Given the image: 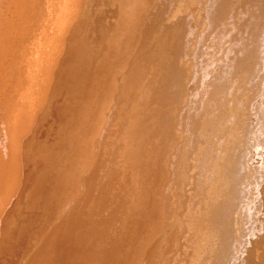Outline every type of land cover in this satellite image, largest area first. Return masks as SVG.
<instances>
[{"label": "bare ground", "instance_id": "1", "mask_svg": "<svg viewBox=\"0 0 264 264\" xmlns=\"http://www.w3.org/2000/svg\"><path fill=\"white\" fill-rule=\"evenodd\" d=\"M24 1L26 6L22 13L19 14L13 11H7L5 14L0 13V96H2L0 101L2 102L4 101L3 98H7L6 100L8 102L9 97L12 100V96L14 97L19 93L16 90L21 87L23 88L21 94H18L19 97L16 99L17 103L7 115L6 108L5 111H2V107L0 106V110L3 112L1 114L3 117L4 114L6 116L3 120V117L0 116V213L2 214H0V240L3 239L5 234L7 235L11 225L10 222L12 221L11 218L14 219L12 216L9 220V215L7 216V220L3 209L9 207L10 210V207L14 203L18 206L16 204L17 202H11L15 198L10 201L7 199L12 197L9 195L15 189L17 180L20 178L23 169L31 161L35 163L33 157L37 155L35 152L32 154L26 153L22 146L23 143L20 145L17 142L18 145L17 147L15 146L18 135L26 139L32 137V135L34 136V134L36 137L38 130L42 129H40L41 122L45 121L44 119L50 113H54V107L56 108V106L60 105L59 102H65V99L72 98L71 95L75 94L76 99H81L82 97L87 102L85 110H82L80 107L74 108L76 113L79 112L81 116L78 121L84 122L86 119L85 115L89 116L88 113L91 112L92 122L86 131L84 130V133L78 134V136L72 134L76 153H74V157H69L71 161L73 160V163V158L79 160L78 165H76L78 167L76 169L74 168V170H69L65 176L59 178L62 181L66 178V185H68L69 179L74 174H78L79 179L83 181L82 187L80 186L79 189L80 195L73 202L66 203V206L61 201L62 203L60 202L59 207L63 209L62 211L56 212L58 208L55 206V213H58V215H53L55 217L51 224L50 216L48 217L49 222L47 223L50 226L43 221L45 222L44 227L46 225L48 226V228L46 226V232L41 233L42 236L36 240L37 243L29 254L27 256L25 255V257L22 255L23 259L20 258L14 264H157L159 260H162L164 263H169L174 245L171 225L165 226L163 236L155 242L153 241L154 238H151L150 241L144 240L148 233L159 230L164 226L161 223L164 219L168 223L170 222L169 205L166 203V184L168 180H160L155 190L149 195L145 194L144 191L147 183L154 179L156 175L160 174L159 170L161 168L162 170L166 169L165 167L169 163V153L173 148L171 147V149L169 147L166 153L164 150L161 153L160 151H153L152 146L155 145L154 142L156 139L161 136L165 118L175 116V113L171 110L173 106H170L169 110L166 108L165 111L164 108L171 94H174V97H176L181 88L177 85V80L192 73L191 71L194 65L193 56L195 50H198L199 44H201L198 40L202 32L205 29H210L217 22L225 9H227L229 0ZM252 1L254 8L259 13L250 19L249 24L242 29L241 34L244 36H247L248 32L263 34L262 30H264V0ZM164 4H167V9H163ZM22 18L26 21L25 28L23 29L21 27L20 32L12 34L11 31L13 29L19 30ZM64 21H66V25L69 23L71 27L70 33L66 35H63L65 32ZM42 28L43 31L41 32ZM38 30H40V37H38ZM159 34L161 35L160 38H158ZM43 36L45 41L42 42L41 38ZM79 41L80 47L84 46L83 48L77 46ZM58 42H61V48L66 47V50L63 48L59 50ZM263 45L264 35L254 38L249 47H245L246 59L237 63L236 69H230V80L242 77L241 72L243 71L247 73V75L241 78L242 84L239 83V89L236 91L238 92L237 99H239V95L245 97L248 91L247 87L255 86L263 80V78L258 79V65L262 62L261 58L264 57L262 56L264 53L260 55L259 53L261 52H258V49L261 46L263 47ZM32 48L34 51H32ZM182 57L184 67L180 69L178 68V63ZM166 58L167 62L165 65H157ZM93 77L98 78V81L95 84L92 82L90 84L89 80ZM114 79H117V84L110 88L106 83ZM253 79L258 80L253 82ZM22 80L25 82L24 87H20L19 85ZM248 82L251 84H248ZM18 86L19 88H17ZM7 87L10 88L8 89ZM244 87L247 90H244ZM87 88H91L90 91L92 92L95 89H99L103 93L97 96L96 93H91L88 100L85 93H83ZM6 89L7 91L5 92L4 90ZM11 89L12 91H10ZM9 92L12 93L10 94ZM184 94L186 95V92ZM194 97L196 96L194 95ZM191 99L193 101V97ZM11 100L9 103L6 104L3 102V104H9L8 106H10V102L12 103ZM262 101H264L263 97ZM260 107L264 108L263 103ZM20 112L22 113L21 116ZM58 112L55 113L57 114ZM17 119H19L18 128L17 126L12 128L11 124L15 123ZM17 129H19V133H17ZM9 145H11V148H17L19 152H22L19 158L23 162L17 163V156L9 158L3 156ZM89 145L92 146L91 152L86 151ZM139 146L143 148L138 153L136 150ZM66 150L67 147L64 146V149L58 151L61 155L58 156L60 162L56 165H60L62 164L61 162L67 160L66 156L68 155L65 156L67 154ZM69 152L73 155L71 150ZM154 152L157 154L153 157ZM241 157L244 156L242 155ZM47 160H49V156ZM53 161L55 162V160ZM53 161L51 162L54 163ZM52 163L50 164H55ZM67 164L69 166V163ZM240 164L238 159H229L225 163L223 162L222 165H231L235 169ZM56 165L54 166L56 167ZM245 165H242L244 169ZM23 166L24 168H22ZM28 169L30 171V168ZM242 171L240 170V172ZM26 174L30 175L27 172ZM161 174H163L162 171ZM27 175L25 177H28ZM22 177L21 181L25 178L22 179ZM245 178L242 179L244 180ZM230 182L231 178L229 176L223 177L221 181L217 180L216 187L217 189L218 187L220 188L218 191L223 192L224 189L227 190ZM24 183L27 185L28 181L26 180ZM24 183L23 188L25 187ZM246 184H248L247 181L244 185L246 186ZM7 185L11 187V190L9 189L10 192L2 193L3 188ZM241 186L243 187V185ZM71 188L69 189V193L71 192ZM208 189L206 190V194H208ZM240 189L242 190V188ZM240 189L239 191H241ZM20 190L19 188V192H22ZM242 191L241 194L245 195L246 192L244 191V193ZM56 194L61 196L59 198H62L60 189ZM14 195L17 198L16 192ZM20 195L21 193L18 196ZM88 195H90L89 202L91 203V206H89L92 208L89 209V212L85 208L84 210L78 208L82 212L84 211L85 213H82V215H85H79V211H76L77 213L75 212L76 214L74 215L77 206L81 207L80 205L85 202ZM238 195L239 193L236 197L240 199ZM21 196L23 197V195ZM220 196L222 195L218 194L216 197ZM224 196L230 200L236 198L234 197L235 195H223V198ZM214 198L215 196H212L207 201V206ZM4 200L12 204L8 202L11 205L9 206L8 204V207L7 205L4 206L5 203L3 204V202H6ZM148 202L151 203V208L148 205L150 209L146 210L143 206L148 204ZM86 205L88 206V204ZM234 205H232L233 209L237 206ZM16 207L14 211L18 215L20 211L17 212L15 210ZM158 207L159 211H157ZM27 209L28 207H26ZM11 210L8 213L11 214ZM203 211H205V207ZM22 212L21 214L23 216L24 214ZM44 215L42 216L44 217ZM201 216L199 215V217ZM260 220L264 221V216L259 215L257 218L250 219L249 221L251 224H254V227H257L259 226L258 221ZM78 224H84L79 231L76 230L77 228H74V230H71L70 227H68L69 229L66 228L68 225L72 227ZM204 227L198 226L199 229H205ZM40 228L43 227L41 226ZM195 228L194 226L191 229L196 231ZM246 228L251 227L246 226ZM245 231L247 232V229L244 230V234L246 233ZM235 233H233L234 237L238 234ZM64 234L66 236L65 243L62 245L61 239H63ZM242 234L241 238L246 237ZM205 236H203L205 239L204 242H207L208 238ZM214 236L217 241L219 234L215 233ZM222 237L224 238V236ZM228 237L227 239H229ZM230 237L234 240L233 235ZM77 238L78 241L76 243L71 242ZM238 240L240 241V239L235 241L237 245H235V250L231 251L232 253H236V260L239 257V249L237 247H240V244H242ZM70 242L72 247L69 246ZM166 243L168 245H166L168 249L165 248L167 251L164 249V244ZM225 243L229 242L226 240ZM253 243H258L260 246H263L259 248H263L264 250V231L261 237L258 235L256 239H253ZM242 245L245 244L243 243ZM9 246L14 245L12 243L10 245L8 240V243H6V247L8 248L5 250L10 252H6L8 258L11 257L10 255L12 253L10 251L11 247ZM137 247H140L138 249L139 252L137 250L133 252ZM243 249H241L242 252ZM3 250L2 255L5 253ZM224 254L222 253V255ZM234 255H228L229 263H226L227 259L223 258L224 263H233L235 261ZM225 257L227 258V256Z\"/></svg>", "mask_w": 264, "mask_h": 264}, {"label": "rangeland", "instance_id": "2", "mask_svg": "<svg viewBox=\"0 0 264 264\" xmlns=\"http://www.w3.org/2000/svg\"><path fill=\"white\" fill-rule=\"evenodd\" d=\"M23 1L24 0L0 1V13L5 14L7 11H13L19 14L22 13L24 7L26 6L25 1L24 2ZM163 6H164L163 9L165 8L167 9V4H164ZM227 6H228L226 7L227 9H225L224 13L220 16L217 22L214 25H212L210 29L208 30L205 29L204 30L205 32L204 31L202 32V35L198 40L200 41L201 44H199L198 50L197 49L195 50L193 56L194 65L191 71L192 73L187 74L183 78L177 80L178 82L177 85L180 86L181 88L178 91L176 97H174V94H171V96L168 99L169 101H167V104L165 105L164 108L165 111L166 108L169 110L170 106H173L171 107V110L173 113H175V116L171 118H165L163 125L164 128L161 132V136L156 139V141L154 142L155 145L152 146L153 151L161 152L162 150H164L165 153L167 152V150H169V147L173 148V149L171 148L172 150L169 153V159H168L169 163L168 166L165 167L166 169L162 170L161 168V170H159L160 174L156 175L154 179L150 180L147 183V186L145 188L146 192L144 191L145 194L149 195L153 192V190H155L160 180L161 181L168 180L166 184L167 187L166 203H168L169 205L168 211H170L169 212L170 222L168 223V221L164 219V221L161 222L162 224H164V226L161 229L148 233L146 235V238H144V240L146 239V241H150L151 238H154L153 241L155 242L158 238H161L163 236V231L165 226H170V225L172 226L174 245L172 247L173 249L171 253L172 256H170L171 259L169 260V263L166 262L164 263L162 260L161 261L159 260L157 264H208V263L225 264L223 258L227 259L226 263H229L230 261L228 258L231 254H235L234 255L235 261L233 263L231 262L230 264H235L236 261H237L236 264H264V257H263L264 250L263 248H259L263 246H260L258 243H253V239H256L258 235L259 237L263 235L264 221L263 220L258 221L259 226L257 227H254V224H251V222L249 221L250 219L257 218L259 215L264 216V178L262 179V176L264 177V121H263L264 108L260 107L262 106V103L264 105V101H262V97L264 99V59H263L264 57L261 58L262 56H264V54L260 57L262 59V62L259 63L258 65L259 68L258 79L263 78V80L258 84H256L255 86L247 87L248 91L245 97L239 95V99H237L238 92L236 91H238L239 89V83L242 84L241 78L244 75H247L246 71L241 72L242 77L239 78L235 77L236 79L230 80V75H231L230 69L232 68L236 69L237 63L246 59L245 47L248 48L254 38L260 35H264V30H262L263 34L252 33V32H248L247 36L241 34L242 29L249 24L250 19L254 18V16L259 13V11L254 8V4L252 0L249 1L229 0ZM64 22H65V32L63 33V35H66L70 33L71 27L69 23L66 25V21ZM25 25H26V21L22 18V22L19 27V30L17 31V29H13L11 33L17 34L18 32H20L22 28L23 29L25 28ZM42 31L43 28L41 29V32ZM39 32L40 30H38V37H40ZM160 37L161 35L159 34L158 38ZM41 39L42 42L45 41L44 36ZM77 46L79 48L84 47V46L80 47V41ZM263 47L261 46L258 49V52H261L259 53L260 55L264 53ZM58 48L59 50H61L62 48L66 50V47L61 48V42H58ZM32 51H34L33 48ZM166 62H167V58L165 60L160 61L159 64L157 65L162 66L165 65ZM182 67H184L183 57L178 63V68L181 69ZM258 79H253L252 81L256 82ZM97 81L98 78L96 79V77H93L89 80V83L91 84L92 82L95 84L97 83ZM106 84L111 88L117 84V79L111 80ZM248 84L251 83L248 82ZM19 85L20 87L21 86L24 87L25 82L22 80L20 81ZM244 86H246V84H244ZM17 88H19V86ZM244 88H245L244 90H247L246 87ZM22 89L23 88L21 87L20 89H18L19 91L16 90L17 92H19L18 93L19 95L21 94ZM87 89H85L83 93H85L88 100L91 93L92 94L96 93V96L101 95L103 93V91L99 89H95L93 90V92L90 91L91 88H87ZM4 91L6 92L7 89ZM10 91H12V89ZM184 92H186V95L184 94ZM9 93L11 94L12 92ZM18 94L16 95L14 94L15 96L14 97L12 96V100L9 97L8 100L12 101V103L10 102V106H8L9 104L6 105L7 103H9V101L7 102L6 100L7 99L6 97H5L6 99L3 98L4 101L2 102L0 101V103H2L0 104L2 108L4 105V108L3 109L1 108V110L5 111L6 108V112H7V113L5 112L6 115L8 114V112L12 111L14 105L17 103L16 99H18L19 97ZM72 95H71L72 98L69 97V99H65V102L63 101L59 102L60 105L56 106V108L54 107V113L59 111L57 114L55 113L56 117L54 113L53 114L50 113L44 119L45 121H42L43 123L41 122L42 125L40 129L41 128L42 129L38 130V134L36 133V137L34 134V136L32 135V137H28L26 139L25 137L18 135L16 139V143H15L16 147L18 145L17 142H19L20 145L23 143L22 146L24 147L26 153L32 154L33 152H35L37 155L33 157L35 163L34 161H31L30 163H28V165L25 164L27 167L24 168L25 165L22 167L24 168L23 169L24 173L22 172L21 174L20 171L21 175L20 178L17 180L16 183L17 185L15 186V189L12 190L11 195H9L12 197H9V199H7L10 201L13 198H15L11 202L12 203H14V201L17 202L16 204H18V206L15 205V203L12 204L11 202L6 200H4L6 202H3V204L5 203L4 206L7 205V207L9 203L12 204V207H10L12 209V210L10 209L12 215L8 213L10 212L9 207L7 209L5 207L3 209V213L6 214V218L7 216L10 215L9 220L12 216L14 217V219L11 218L12 221L11 222L9 221L11 223L9 227V232H7V235L5 234L3 239L0 240V248H1L0 256L2 259V260L0 259V264H14V262L18 261L20 258L23 259L22 255H24V257L25 255L27 256V254H29L32 248L36 245L37 243L36 240H38L39 237H41L42 234L46 232L48 228L47 225H49L47 223L49 222L48 217L50 216L49 219H51L50 220V224H51L53 218L58 215V213H55L56 211L55 206L58 208L56 212L62 211L63 209H60L59 207L61 201L63 202V205L65 203L64 206H66V203L69 204L70 201L73 202L80 195L79 189L80 186L82 187L83 181L82 179H79L78 174H74L72 176L73 178L71 177V179H69L68 185H66V181H67L66 178H64V181L60 179L63 176H65L69 172V170H74V168L76 169L78 167V166L76 167V165H78L79 160H75V158H73L74 159V163H73L72 162L73 160L71 161L69 157V156L74 157V153H76L75 146L73 144L74 138L72 134L78 136V134L84 133V130L86 131V129L88 128V126L91 125L92 122L91 112L88 113L89 116L85 115L86 119L84 122L78 121V119H80L79 117L81 116L79 112L76 113L74 108L80 107L82 110H85V106L87 105V102H85L84 101L85 99H83L82 97L81 99L80 98L76 99L75 94ZM194 95L196 97H194ZM191 96L193 97V101L191 99L192 98ZM1 97L2 96H0V98ZM260 99L262 102L260 101ZM3 102H5L6 104L5 103L3 104ZM187 106H191L192 108ZM1 110H0V116L3 117V115L1 114L3 112H1ZM21 114L22 113L20 112V116ZM5 117L6 116L4 114L2 120ZM47 118H49V120L46 121ZM18 122L19 119H17L15 123H12L11 124L12 128H15L18 125ZM6 130L9 131L8 129ZM16 131L17 133H19V129H17ZM64 146H66L68 150V151L66 150L67 154H65V156L68 155L66 156L67 160L61 162L62 164L60 165H56L58 164V162H60L59 160L60 158L58 156H60L61 153L58 151L60 149H64ZM142 148L143 147L140 148L139 146L136 152L139 153L140 149ZM70 150L73 152V155L71 152H69ZM91 150H92V146L91 145L87 146L86 151L91 152ZM155 152L152 155L153 157L154 155L157 154ZM240 153L241 154L243 153L242 155L246 158L245 164L247 165L244 164L245 158L241 157L242 155ZM42 154L44 155L42 156ZM20 155H22V152H19L17 148L14 147L11 148V145L7 147V150L3 154V156H5L6 158L17 156L18 157L17 163L23 162V160L19 158ZM48 156H49V160H47ZM229 159H238L239 164L241 163L240 164L241 166L239 165L237 168L233 169L231 165H222L223 162L225 163ZM53 160H55V162ZM51 161H53L55 164L52 163ZM50 163L56 165V167L54 165H51ZM67 163H69V166H67L68 165ZM242 165H245V169L243 168L244 166ZM65 166L68 168L66 169ZM28 168H30V171ZM240 170L243 171L240 172ZM161 171L163 172V174H161ZM26 172L29 173L30 175H27ZM25 175H27L29 178L25 177ZM237 175L239 176V178ZM225 176H229L231 178L229 188H227V190L224 189L223 192H219L218 189L220 188L218 187L217 189L216 187L217 180L221 181V179ZM21 177L22 179L25 177L23 179L24 181L22 180L23 183L26 180L28 181L27 185L26 183H24L25 184L24 188H23V183H21L22 182ZM57 177L60 178L58 179ZM242 178L245 179L243 180ZM52 180L55 181L52 182ZM245 180L248 183L246 184V186L244 185L246 183ZM33 184L37 187L35 188ZM214 184L215 186L213 187ZM241 185H243V187L245 188H243ZM238 186L239 188H237ZM10 188H11L10 185L5 186L3 188L2 193L10 192L11 190ZM19 188L21 189L20 191L22 192H19ZM70 188H71V192L69 193ZM240 188H242V190L244 189V191L247 194L244 191H242ZM59 189L60 192H62V198H59L61 196H58L56 194L57 192H59ZM207 189H208V194H206ZM239 189L242 192H244L245 195L241 194V191H239ZM14 191L16 192L17 198L14 195L15 193ZM28 191L31 192L29 193ZM226 191L228 192V194ZM17 192L19 194L21 193L23 197L21 195H20L21 197L18 196L19 194L17 195ZM75 192H77L76 195ZM238 193L240 199L236 197ZM12 194L14 195V197ZM218 194L222 196L216 197ZM223 195H229V196L235 195L234 197L236 198H233V200L238 198L240 201L238 199L235 200L236 202H238L236 204L235 201L233 202V200H230L225 196L223 198ZM212 196H215V198L207 206L206 203L208 200L212 198ZM241 196L243 197L241 198ZM89 197L90 195H88L85 199V202L86 204H88V206L85 204V202L82 204L83 206L82 205H80L81 207L77 206L76 210L74 211V215L77 213L76 211H79L78 212L79 215L85 213L84 211L82 212L80 210V209L84 210V208L86 211L89 212V209L92 208L90 207L91 203L89 202ZM54 202L56 203L54 204ZM231 202H233L237 206H235ZM11 204H9V206ZM49 204H51V206H49ZM148 205L151 208L150 206L151 203L149 202L148 204L143 206V208L146 210L150 209ZM232 205L235 206L234 207V209L236 208L235 210L233 209ZM21 206L24 208H22ZM15 207H16L15 210H17V212L20 211L18 215L16 211H14ZM20 207L22 208V210ZM26 207H28L29 210L28 209L26 210ZM204 207H205V211H203ZM231 209L233 210L231 211ZM12 211H14L15 215L14 213H12ZM157 211H159V207L157 208ZM21 212L24 214L23 216ZM230 212H232L231 214L233 215H231ZM43 214H45L44 217L42 216ZM54 214L55 216H53ZM199 215L202 216L199 217ZM17 220H19L20 222L19 221L17 222ZM43 221L46 222L47 228L46 226L44 227L45 222ZM82 225L78 224L72 227L68 225L66 228L70 227L71 230L77 228L76 230L79 231ZM41 226L43 228H40ZM194 226L196 227L195 228L196 231L191 229ZM198 226L200 227L205 226L204 227L205 229H199ZM246 226L251 228H246ZM244 227L247 229V232L249 233L245 231L246 233L244 234V230H246ZM235 232L238 234H236ZM215 233L219 234V236L217 237L218 239L217 241L214 236ZM233 233L236 234L235 237L237 239H240L242 244L243 243L245 244V245L240 244V247L242 246L245 250L242 247L241 248L237 247V249H239V251L237 250L239 252L238 255L239 257H241V258L238 257L237 260H236L237 257L236 253L231 252L232 250L234 251L235 247L237 246L235 242L237 241V239L235 240ZM241 234L246 237L241 238ZM231 235H233L234 240H232L233 238L230 237ZM203 236L208 238L207 242H204L205 239ZM222 236H224V238ZM248 236L249 238H247ZM65 237L66 236L64 234L62 237L63 239H61L62 245L65 243ZM227 237L229 239H227ZM7 239L9 240L10 245L11 243L14 245V246H9L11 247V249L10 248L9 249L12 252L10 255L11 257L9 256L10 258H8L7 256V253L9 251L8 252L5 251L8 248L6 247V243H8ZM226 240L229 243H225ZM77 241L78 238L71 242L76 243ZM71 242L69 243V246L72 245ZM1 243L3 244L1 245ZM164 245H165L164 249L167 248L168 246L167 243ZM231 246L233 247V249ZM139 248L140 247L135 248L133 252L135 250L139 252L138 250ZM167 249H165V251H167ZM241 249H243V252ZM2 250L3 252L5 251V253L6 252L7 253L6 254L4 253L2 255ZM228 252H230V254H228ZM222 253L223 254L226 253V254L222 255ZM2 256H4L5 258ZM225 256H227V258ZM14 258L16 259L13 261ZM5 259H7L8 262H6L7 260L5 261Z\"/></svg>", "mask_w": 264, "mask_h": 264}]
</instances>
